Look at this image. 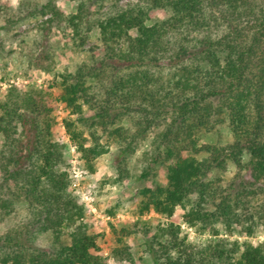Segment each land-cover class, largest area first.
<instances>
[{
  "label": "trees",
  "instance_id": "obj_1",
  "mask_svg": "<svg viewBox=\"0 0 264 264\" xmlns=\"http://www.w3.org/2000/svg\"><path fill=\"white\" fill-rule=\"evenodd\" d=\"M91 1L80 3L77 14L65 20L73 38L82 40L84 6ZM51 2L43 5V16H57ZM146 4L149 10L175 5L179 12L158 31L147 27L148 12L139 6L96 20L105 56L101 65L111 70L110 79L93 69L53 78L51 88L65 106L66 130L88 165L105 153L98 129L106 133L118 124V158L126 163L135 153L133 144L161 127L153 141V162L165 164L179 150L195 145L193 138L208 130L213 112L224 113L232 143L214 148L204 160L187 158L174 165L166 187L141 192L145 202L140 212L171 218L196 195L194 206L184 213L187 224L199 230L220 224L233 234L252 217L238 212L240 187L223 182L224 175L232 166L236 175L245 171L256 183L264 180V0H235L224 12L208 0ZM166 64L173 67L166 77V67L156 76L148 70ZM52 104L48 95L0 105V187L6 190L0 215L9 217L23 207L27 223L23 236L0 239V264H106L81 219L62 149L40 127V122H52ZM86 107L96 111L93 118L83 117ZM73 116L86 128V136L70 131L68 119ZM124 121L131 128L122 127ZM147 176L144 171L138 180ZM33 233L48 236L49 252L21 244ZM115 233L119 244L132 234L126 227ZM146 236L152 264H251L262 258L258 248L251 251L248 245L241 252L236 241L214 240L209 251L196 249L180 235L179 226L165 221ZM127 252L121 247L116 256Z\"/></svg>",
  "mask_w": 264,
  "mask_h": 264
},
{
  "label": "rangeland",
  "instance_id": "obj_2",
  "mask_svg": "<svg viewBox=\"0 0 264 264\" xmlns=\"http://www.w3.org/2000/svg\"><path fill=\"white\" fill-rule=\"evenodd\" d=\"M49 1H52L57 16L42 15V7ZM86 1L0 0V105L9 100L21 101L26 96L51 95L53 120L50 123L40 122V127L46 139L58 144L62 149L71 188L82 209L81 219L88 233L96 240L97 253L105 259L106 264H152V256L146 245L148 240L146 235L155 230L160 221H165L179 226L180 235L196 249L209 251L214 240L236 241L241 252L247 250L245 245H248L251 251L258 248L262 258L251 264H263L264 180L256 183L245 171L236 175L237 171L230 166L224 175V180L222 179L226 184L233 182L235 186L240 187L238 212L252 217L250 221L235 227L233 234L225 233V228L220 224L208 225L206 230H199L187 224L184 213L194 206L196 195L188 198L184 208L171 218L160 217L154 212H140L141 205L145 202L141 192L145 189L155 192L158 188L166 187L169 184V173L174 165L187 158L204 160L214 148L225 147L232 143V136L224 122V113L213 112L209 120L210 125L207 124L208 130H202L193 138L195 145L188 150H179L176 157L165 164L153 162V141L156 133L161 131V127L155 132H148L144 138L133 144L136 148L135 153L127 157L129 160L126 163L121 162L118 158L119 140L115 132L118 124L109 126L106 133H102L99 129L97 131L99 143L105 150L103 155L88 165L80 160L76 143L65 127L64 103L51 88L53 78L59 74L71 75L78 70L93 69L101 71L98 73L105 79H110L111 70L101 65L105 62L104 48L98 40L95 28L96 20L104 14L139 6L148 12V20L145 22L147 27L158 31L162 23L179 12L175 5L149 10L146 0H103L102 2L92 0L91 3L88 2L86 8L84 6L86 16L82 30L84 42L81 45L82 40L73 38L65 20L77 14L80 3ZM208 1L215 10L224 12L235 0ZM130 34L135 36L132 31ZM156 66L148 67L154 76L159 75L163 67H166L163 72L164 77L169 75V70H173L168 64ZM117 73L122 75V72ZM147 93L150 94L151 91L147 90ZM95 113L96 111L93 112L86 107L83 117L93 118ZM68 124L70 131L84 132L86 136L87 130L77 122V116L68 119ZM121 125L131 128L126 121ZM2 144L3 139L0 136V148ZM144 171L148 172L147 178L138 180ZM5 192L6 190L0 187V197L5 195ZM25 218L23 207L9 217L0 215V239L9 234L11 236L16 234L17 237L20 233L23 236L27 225ZM125 227L132 234L119 244L115 232L119 233ZM247 227L249 229H246ZM20 242L24 243L26 248L50 251V240L46 234L33 233L29 238L24 236ZM121 247H126L128 252L122 257H117L116 252Z\"/></svg>",
  "mask_w": 264,
  "mask_h": 264
}]
</instances>
